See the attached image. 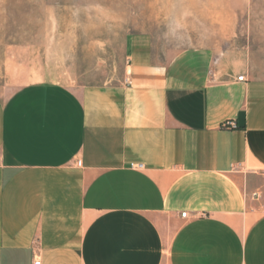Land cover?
<instances>
[{
    "label": "crops",
    "instance_id": "0c3cea01",
    "mask_svg": "<svg viewBox=\"0 0 264 264\" xmlns=\"http://www.w3.org/2000/svg\"><path fill=\"white\" fill-rule=\"evenodd\" d=\"M248 58L135 37L123 85L0 94V264H264Z\"/></svg>",
    "mask_w": 264,
    "mask_h": 264
},
{
    "label": "rangeland",
    "instance_id": "374dc122",
    "mask_svg": "<svg viewBox=\"0 0 264 264\" xmlns=\"http://www.w3.org/2000/svg\"><path fill=\"white\" fill-rule=\"evenodd\" d=\"M135 37L159 60L206 48L250 56L261 74L264 0H0V94L123 85Z\"/></svg>",
    "mask_w": 264,
    "mask_h": 264
},
{
    "label": "built area",
    "instance_id": "2783aa9c",
    "mask_svg": "<svg viewBox=\"0 0 264 264\" xmlns=\"http://www.w3.org/2000/svg\"><path fill=\"white\" fill-rule=\"evenodd\" d=\"M241 79V78H240ZM181 217L182 218H185L186 217V214L184 213V214H181ZM34 264H39V262L38 261H36Z\"/></svg>",
    "mask_w": 264,
    "mask_h": 264
}]
</instances>
